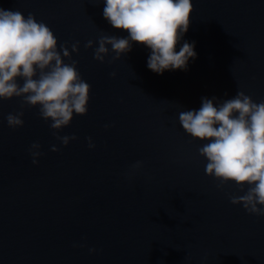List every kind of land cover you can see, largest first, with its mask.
I'll return each mask as SVG.
<instances>
[{"label":"water","instance_id":"1","mask_svg":"<svg viewBox=\"0 0 264 264\" xmlns=\"http://www.w3.org/2000/svg\"><path fill=\"white\" fill-rule=\"evenodd\" d=\"M192 2L175 50L194 43L197 56L186 70L159 74L142 43L120 59L109 45L103 63L98 43L85 47L102 35L129 38L104 18L106 0H0L45 23L58 48L79 42L72 60L91 86L87 114L58 133L77 137L67 146L39 106L0 99V264H264V216L231 203L244 193L207 175L199 153L207 141L179 122L202 98L219 106L244 91L264 101V0ZM20 111L24 126L9 127L7 116Z\"/></svg>","mask_w":264,"mask_h":264},{"label":"clouds","instance_id":"2","mask_svg":"<svg viewBox=\"0 0 264 264\" xmlns=\"http://www.w3.org/2000/svg\"><path fill=\"white\" fill-rule=\"evenodd\" d=\"M193 11L192 0H106L104 18L115 29L126 30L129 38L102 35L85 47L98 43L94 58L103 63L109 45L116 53L114 59H120L131 51L132 42H139L151 49L148 67L153 72L186 70L189 59L197 56L194 43L184 42L179 52L175 49L189 30ZM79 51V42L72 44L71 51L67 45L58 48L53 31L34 15L25 17L18 10L0 8V99L21 97L23 106H39L40 116L51 121L53 134L64 146L77 137L60 136L59 131L72 123L74 114L88 112L91 86L77 70L78 62L72 60V52ZM65 58L71 63H65ZM217 99L202 98L199 110L179 112V122L190 136L207 141L199 148L207 159V175L221 181L218 187L231 181L244 193L230 196L231 203L243 205L249 214L264 216V101L256 103L244 91L219 106ZM23 116V111L10 113L9 127H23ZM88 140L89 147L95 148L92 138ZM40 149L39 143L31 145L34 164L43 155ZM51 150L60 151L56 145ZM142 163L137 161L132 167L138 169Z\"/></svg>","mask_w":264,"mask_h":264}]
</instances>
